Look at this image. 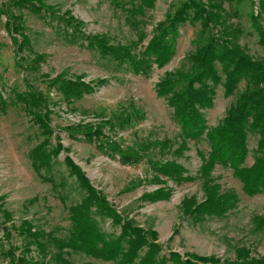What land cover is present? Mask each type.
<instances>
[{"label": "rangeland", "instance_id": "obj_1", "mask_svg": "<svg viewBox=\"0 0 264 264\" xmlns=\"http://www.w3.org/2000/svg\"><path fill=\"white\" fill-rule=\"evenodd\" d=\"M9 1L0 0V8L8 5L7 14L22 15L32 50L45 55V62L40 64L38 73L24 69L27 62L22 59L28 57V52L23 53L22 59L21 55L15 53V45L5 30L9 16L0 14V93L5 102V107L0 108V206L11 214L10 222L4 225L10 231L9 239L0 228V264H6L4 253L9 247L18 249L15 255H19L25 247L26 240L10 230L11 225L18 227L23 220L59 239L68 237L70 222L67 209L78 203L84 193L64 165L66 156L81 168L91 185L103 193L118 213L142 228L154 230L164 254L167 255L169 251L180 255L193 253L223 261L234 260L235 250L244 248L251 257H264V228L257 230L253 223L254 217L264 219V193L253 197L244 195L240 182L233 177L230 169L216 166L211 178L220 186V193L232 191L237 195L235 208L221 218L207 217L196 224L182 214L181 204L188 198L195 199L196 203L203 200L202 181L176 185L162 177L163 182L159 184L152 180L156 173L151 163L155 161H175L185 168L187 175L197 177L201 166L198 153L206 156L209 152L207 142L202 139L189 142L188 150L181 156L172 154L178 147L175 143H179V128L173 121L172 109L165 99L158 98L155 93L156 84L166 74L189 71L187 56L198 44L199 25L187 22L181 26L171 61L161 69L153 66L148 76H141L120 70L80 44H69L61 26H57L55 21L42 19L26 9H14L9 6ZM184 1L156 0L153 9L136 17L139 22L137 29L127 21L129 5L117 7L110 0H44V4L52 6L59 15L69 12L82 23V33L102 36L111 46L135 43L137 31L142 30L146 35L144 41L132 48L133 53L140 54L152 37L155 26ZM200 1L207 3V0ZM252 1L255 2L243 0L236 8L238 16L229 23L244 30L238 43L256 60L264 58V47L258 45L254 35L249 34L248 17L252 10H256ZM224 8L232 11L227 3ZM67 31L71 32L69 29ZM82 43L86 45L84 41ZM16 62L23 69L17 67ZM43 74L51 78L59 74L68 79L81 77L87 83L103 79L107 83L96 88L92 94L67 105L54 90L47 89L40 78ZM25 79L48 98L50 124L54 130L51 144L55 145L57 137L67 150L53 161L52 170L56 180L65 182L64 189L58 187L54 190L49 183L41 180L31 166L29 152L43 137L24 106L14 96V93L25 91ZM245 88L242 81L235 94L225 98L222 87H217L212 108L203 111L208 127L220 122ZM83 127L100 132L99 137L86 140L82 136L85 132L81 129ZM164 139L174 141L175 145L170 153L160 156L158 148L152 143ZM256 142L257 136L249 134L246 167L253 163ZM101 143L109 149L108 152L97 148ZM138 155L141 160L134 164H123L120 160L121 156ZM157 189L172 190L169 200L154 203L139 200L142 195ZM61 197H64V202L60 200ZM96 220L104 232H119V228L112 227L109 220ZM175 230L177 233L173 234ZM30 250L29 257L34 260L44 259L47 264H56L52 259L57 252L54 248L48 250L46 257L41 256L34 245ZM64 253L73 264H113L68 250Z\"/></svg>", "mask_w": 264, "mask_h": 264}, {"label": "trees", "instance_id": "obj_2", "mask_svg": "<svg viewBox=\"0 0 264 264\" xmlns=\"http://www.w3.org/2000/svg\"><path fill=\"white\" fill-rule=\"evenodd\" d=\"M110 1L117 7L129 5L127 21L134 29H137L139 24L136 17L153 9L156 2ZM9 2V6L14 9H26L42 19L55 21L57 26H61L64 38L69 44H80L120 70L141 76H148L153 66L161 69L171 61L181 26L187 22L198 24V44L187 56L189 71L166 74L156 84L155 93L158 98L165 99L168 107L172 109L173 121L179 128V143H175L178 147L172 154L179 157L188 150L189 142L202 139L207 142L209 152L206 156L198 153L201 166L197 177L187 175L185 168L175 161H155L151 163L156 173L152 180L159 184L163 182L160 179L162 177L176 185L202 181L203 200L196 203L195 199L188 198L181 204L182 214L195 224L203 222L207 217L225 216L238 202L234 192L220 193V186L211 178L216 166L232 171L233 177L240 182L244 195L253 197L264 193V58L253 59L238 43L244 30L229 23L232 18L238 16L236 8L243 0H207L206 4L200 0H185L172 13L167 14L164 21L155 26L152 37L140 54L133 53L132 48L144 41L146 35L142 30L137 31L135 43L129 46H111L102 36H87L82 33L81 22L74 19L69 12L59 15L52 6L45 5L44 0ZM225 3L232 7V13L225 10ZM251 3L256 10H252L248 17L251 30L249 34L254 35L258 45L264 47V0ZM7 6L2 5L0 14L9 16L5 22V30L15 45V53L22 56L25 51L28 52V57H21L27 62L24 69L38 73L40 64L45 62V55L32 50L30 39L25 34L22 15L7 14ZM67 29L71 32L68 33ZM15 65L23 69L20 63L16 62ZM40 78L46 83L47 89L54 90L67 105L92 94L96 88L107 83L103 79L87 83L82 81L81 77L68 79L62 74L52 78L43 74ZM242 81L245 83V90L237 96L235 103L226 111L220 122L214 127H208L203 111L212 108L217 87L221 86L223 96L228 98L235 94ZM24 82L25 91L14 93L15 99L24 106L32 123L37 126L43 137L29 152L31 166L41 180L49 183L54 190L58 187L64 189L65 182L62 179L56 180L52 170L53 161L61 152L66 153L67 150L57 137L55 145L51 144L54 130L50 124L51 109L48 98L27 79ZM4 107L5 102L0 93V108ZM81 129L85 131L82 136L88 141L99 137L100 132L89 127ZM66 130L69 131L70 128ZM249 134L257 136V142L253 163L246 167L244 163L248 155ZM152 144L158 148L160 156L170 153L175 145L174 141L169 139ZM97 148L103 152L109 151L102 143ZM120 160L123 164H134L141 160V156H121ZM63 162L69 175L75 178L79 189L84 193L78 203L67 209L70 222L68 237L59 239L51 233L35 229L28 220H23L18 227L11 225L10 230L22 236L26 244L19 255H15L18 249L9 247L4 253L6 264H47L44 259L34 260L29 257L32 245L43 257H46L50 248H54L57 252L52 259L56 264H73L65 256V250L113 264H264V257H251L244 248L235 250L234 260L223 261L213 256H199L193 253L180 255L169 251L167 255L164 254L162 246L157 243V233L154 230L142 228L132 219L118 213L103 193L91 185L79 166L68 156ZM171 194L172 190L157 189L142 195L139 200L151 203L167 201ZM60 200L64 202V197ZM0 215L3 218L0 228L3 235L9 239L10 231L4 225L10 222L11 214L0 206ZM96 218L109 220L112 227L119 228V232H104ZM253 223L257 230L264 228V219L261 217H254ZM176 233L175 230L173 234Z\"/></svg>", "mask_w": 264, "mask_h": 264}, {"label": "crops", "instance_id": "obj_3", "mask_svg": "<svg viewBox=\"0 0 264 264\" xmlns=\"http://www.w3.org/2000/svg\"><path fill=\"white\" fill-rule=\"evenodd\" d=\"M250 166V165H249Z\"/></svg>", "mask_w": 264, "mask_h": 264}]
</instances>
